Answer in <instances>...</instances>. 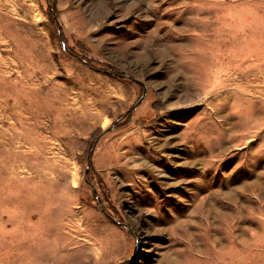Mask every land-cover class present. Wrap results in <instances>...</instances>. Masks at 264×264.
<instances>
[{
  "label": "rangeland",
  "instance_id": "374dc122",
  "mask_svg": "<svg viewBox=\"0 0 264 264\" xmlns=\"http://www.w3.org/2000/svg\"><path fill=\"white\" fill-rule=\"evenodd\" d=\"M50 2L0 0V264H264V0Z\"/></svg>",
  "mask_w": 264,
  "mask_h": 264
},
{
  "label": "water",
  "instance_id": "95a60500",
  "mask_svg": "<svg viewBox=\"0 0 264 264\" xmlns=\"http://www.w3.org/2000/svg\"><path fill=\"white\" fill-rule=\"evenodd\" d=\"M46 2H47V5H48L50 11L52 12L53 10H52V6H51V2H50V0H46ZM58 35H59V37H60V40H61L62 46H63V48L65 49V51H67L69 54H71V55H73V56H76V55H75L73 52H71V51L69 50V48L67 47L66 42H65V40H64V38H63V35H62V32H61L60 29H58ZM76 57H77V56H76ZM128 79H131V80H133V81H136V82L142 83L139 79H136V78L131 77V76H128ZM146 90H147V89H146V87L144 86V87H143V91H142L141 96H140L139 99L136 101V103L133 105V109L137 108V107L141 104V102H142L143 99L145 98ZM113 129H114V126H113V125H110V126L107 127L106 129H104V130H103V131H102V132H101V133L95 138V140H94V142H93V145H92V147H91V149H90V151H89V153H88V156H87V162L89 161V157L92 155V153H93V151H94V149H95V146H96L97 142L99 141V139L101 138V136L104 135V134L107 133V132L112 131ZM87 171H88V167L85 169V175H86ZM115 223H116L117 225H119V226H122V227L126 228L128 231H130V232L132 233L131 228L128 227L127 224H125V223H121V222H117V221H115ZM127 261H128V259L125 260V261H123L122 263H126Z\"/></svg>",
  "mask_w": 264,
  "mask_h": 264
}]
</instances>
